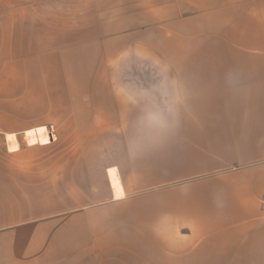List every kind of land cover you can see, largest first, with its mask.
I'll list each match as a JSON object with an SVG mask.
<instances>
[{"label": "crops", "instance_id": "crops-1", "mask_svg": "<svg viewBox=\"0 0 264 264\" xmlns=\"http://www.w3.org/2000/svg\"><path fill=\"white\" fill-rule=\"evenodd\" d=\"M0 264H264V0H0Z\"/></svg>", "mask_w": 264, "mask_h": 264}, {"label": "rangeland", "instance_id": "rangeland-1", "mask_svg": "<svg viewBox=\"0 0 264 264\" xmlns=\"http://www.w3.org/2000/svg\"><path fill=\"white\" fill-rule=\"evenodd\" d=\"M136 78H138L139 79V81H136V84H140L141 86H135L134 87V91H138V93L140 94V96H141V99L143 100V98L144 97H146V91L145 90H143L142 88H143V81H142V78L139 76V75H137V77ZM135 81H134V83H135ZM129 83H131V81L129 82ZM154 89H151L152 91H155V95H158V92H156L157 91V88L156 87H153Z\"/></svg>", "mask_w": 264, "mask_h": 264}, {"label": "clouds", "instance_id": "clouds-1", "mask_svg": "<svg viewBox=\"0 0 264 264\" xmlns=\"http://www.w3.org/2000/svg\"><path fill=\"white\" fill-rule=\"evenodd\" d=\"M158 128L161 130H167L171 125L168 123L166 119L157 118Z\"/></svg>", "mask_w": 264, "mask_h": 264}, {"label": "bare ground", "instance_id": "bare-ground-1", "mask_svg": "<svg viewBox=\"0 0 264 264\" xmlns=\"http://www.w3.org/2000/svg\"><path fill=\"white\" fill-rule=\"evenodd\" d=\"M14 146L13 145H11V148H13Z\"/></svg>", "mask_w": 264, "mask_h": 264}]
</instances>
